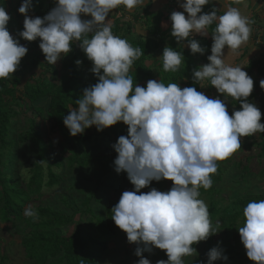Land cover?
Masks as SVG:
<instances>
[{
  "label": "clouds",
  "instance_id": "9594fccd",
  "mask_svg": "<svg viewBox=\"0 0 264 264\" xmlns=\"http://www.w3.org/2000/svg\"><path fill=\"white\" fill-rule=\"evenodd\" d=\"M213 2L180 3L183 12L173 11L170 16L171 36L183 47L186 42L193 55H203L206 50L195 36L206 38L215 24L209 63L194 69L192 79L201 88L209 82L224 100L210 98L196 87L166 86L161 80L150 79L146 87H134L130 69L144 52L113 34L109 16L121 6L128 12L145 6V0H54L55 6L43 18L28 15L31 0L19 8L25 17L19 37L29 42L39 39L47 64L55 66L77 44L92 62L91 72L98 82L83 90L76 107L64 117L71 136L93 126L101 132L121 122L128 127L127 136H120L112 147L117 153L115 171L126 173L134 190L124 191L111 213L128 242L137 245L138 264H151L143 252L151 253L153 248L165 251L168 258L157 264H184L185 257L196 253L193 245L219 232L220 223H211L208 206L199 198L200 189L212 187L217 162L240 149L242 137L264 132L261 111L249 101L253 79L244 67L225 63L226 48L236 52L249 41L252 21L233 6L241 0H215L223 13L216 8L204 12ZM10 19L0 6V80L10 78L28 53L20 39L10 34ZM184 58L183 52L169 46L159 59L163 71L177 72ZM260 88L264 89V80ZM229 100L240 104V110L231 115L226 106ZM162 180L173 183L170 190L141 191ZM24 215L36 217L37 212L29 205ZM243 216L238 232L246 255L254 264H264V199L248 202ZM218 260L226 262L228 257L214 247L208 264Z\"/></svg>",
  "mask_w": 264,
  "mask_h": 264
},
{
  "label": "trees",
  "instance_id": "16d2710c",
  "mask_svg": "<svg viewBox=\"0 0 264 264\" xmlns=\"http://www.w3.org/2000/svg\"><path fill=\"white\" fill-rule=\"evenodd\" d=\"M24 2L25 0H0V6L5 7L11 17L8 24L10 34L20 39V43L28 48L27 55L22 59L14 74L25 68L39 69L41 73L40 75L33 74L23 88H20L22 81L14 74L8 79L0 80V222L13 228L26 226L30 230L27 234L22 231L21 241L25 259L28 262L33 264H101L109 250V241L116 238L122 231L115 225L111 210L119 202L124 191L134 190L127 174H118L115 171L114 160L117 153L112 147L118 142L120 136H127L128 127L121 122L101 132L93 126L81 135L71 136L64 125V117L76 107L75 101L81 98L83 90L98 82L97 77L91 72L92 62L87 59L77 44L73 45L72 51L63 56L55 66L47 64L44 54L39 51V39L29 42L19 37V32L24 30L19 8ZM31 2L30 11L33 18H43L55 6L54 0H31ZM150 8L149 2L132 14L131 21L128 22L121 21L117 15L110 17L113 34L126 39L133 47H139L144 52L139 59L134 61L130 69L134 87L136 84L146 87L147 81L154 79L158 82L161 80L166 86L169 83H177L181 88L196 87L200 92L211 90L213 87L209 82H205L204 89L195 84L192 72L199 66L209 63L207 57L211 55L213 42L211 32L214 31L215 24L209 27V35L206 38L195 36L197 42L206 51L203 55H193L186 47V42L183 47L171 36V13L180 11L176 0L167 5V12H151ZM213 8L220 9L212 3L204 7V12H211ZM220 14H222L221 11ZM84 18L90 19V17ZM137 23H141L147 30V37L131 38L135 36L134 25ZM252 35L253 42L256 43L259 37L257 29L253 30ZM169 46L178 52H183L185 57L177 72L163 71L162 61L159 59L164 48ZM241 49L239 56L225 57V63L236 66L245 59L248 52L245 50L242 53ZM78 60L82 63L77 64ZM246 67L248 74L264 78V59H250ZM258 91L261 92L263 89L260 88V82L257 80L254 82V92L249 99L255 98ZM231 103L235 104V101ZM239 109V105H236L228 111L229 115ZM30 111L32 115L24 118L27 125L26 131L17 133L20 128L14 124L13 118ZM43 124L49 125L62 137L57 145L58 160L54 162L51 161L54 160L53 155L49 154L51 152L49 134L43 129ZM258 134L259 139L247 145V148L258 147L264 158V132H258ZM23 153H26V158L22 162ZM226 161L227 159L217 162L219 167L211 177L212 187L208 190L201 188L200 196H208L211 200L208 209L211 220H218L219 229L226 236L236 239L239 235L238 228L244 223V207L252 200L258 201L263 198L245 199L234 196L230 201V207L223 209V206H219L220 201H215L213 198L222 192L219 187L223 181L222 165ZM53 167L58 169L64 167L68 170L98 168L104 176L116 174L114 178L110 177L106 182L103 178H99L96 186L90 190L86 187L80 189L76 184L70 188L87 192L81 200L84 210L80 211L79 215H87L89 224L85 223L88 227L85 226V229L77 225L70 236L66 234V229L75 221L76 211L68 215L47 206L35 208L36 217L24 215V210L34 198L41 197L45 187L53 188L63 183L62 175L57 173ZM243 170L249 172L248 165H244ZM23 172L28 175L26 179L22 177ZM257 174L264 176V167ZM45 177L48 181L44 183ZM81 180L89 181L85 178ZM159 187L152 182L148 188L141 191L148 192L151 188L158 190ZM104 190H107L106 194L103 193ZM62 203L70 207L67 197H62ZM88 230H92L93 233ZM222 250L228 260L226 262L219 260V264H232L229 255L233 253V250ZM1 259L7 261L6 255L2 253ZM167 259L164 255V260ZM239 264H254V262L245 255Z\"/></svg>",
  "mask_w": 264,
  "mask_h": 264
},
{
  "label": "rangeland",
  "instance_id": "374dc122",
  "mask_svg": "<svg viewBox=\"0 0 264 264\" xmlns=\"http://www.w3.org/2000/svg\"><path fill=\"white\" fill-rule=\"evenodd\" d=\"M172 0H154L155 7L150 8L153 11H163L167 12V3H171ZM263 1L264 0H260ZM145 1V4H149ZM151 4V3H150ZM264 6V4H263ZM261 7V9L263 8ZM141 8L137 7L133 9L131 12L126 11L123 6L120 9L113 10L110 14L109 19L111 20V16L117 15L121 18V21L128 22L131 21V15L136 13V11ZM264 10V9H263ZM51 11V10H50ZM49 11V12H50ZM28 15L33 17L31 11L29 10ZM22 22L24 23V15L21 14ZM260 20H257L260 23L259 33L262 34L264 32V14H260ZM85 19L84 17H82ZM263 20V21H262ZM112 22V20H111ZM135 27V36H131V38L135 39L137 36L139 37H147V30L142 26L141 23H137L134 25ZM261 31V32H260ZM264 35V34H262ZM261 37V36H260ZM260 43L256 46H260L263 42L262 39H259ZM39 51L42 50L39 48ZM260 52H255V56L259 55ZM34 53V52H33ZM231 52L225 54V57L230 55ZM264 55V54H261ZM252 57V56H251ZM247 62L248 59H243L240 61L239 64H235L236 66L244 67L243 70L247 72ZM40 75L41 71L39 69H30L25 68L22 71L14 74L17 76L21 81L22 84L20 88H23L25 83L31 79L33 74ZM248 73V72H247ZM253 81H261L264 80L263 77H256L255 75L248 74ZM206 87V86H205ZM204 89V88H203ZM204 94L210 98H217L220 94L217 92L215 88H212L209 91H203ZM254 92V90H253ZM223 98V99H222ZM250 98V97H249ZM221 100H224L223 96H220ZM250 102L254 103L259 110L261 111V123H264V89L263 91L259 92L255 98L249 99ZM236 105L240 104L235 101V104H232L231 101H227L226 106L228 111L234 108ZM42 108V106H39ZM240 110V109H239ZM32 112H28L25 115H21L20 117L13 118L14 124L19 126L20 130L17 131H26V120L24 118L30 117ZM24 120V121H23ZM25 123V124H24ZM25 125V126H23ZM43 129L49 134V139L51 141V152L50 155H53L54 162L56 159L58 160V155L56 154L58 150V143L62 140V137L59 132L53 131L51 127L47 124H43ZM259 139V134L256 133L252 137H242L241 138V148L238 149L230 158L227 159L226 163L222 165L223 169V181L220 184V189L222 192L220 194H216L214 196L215 201H220L219 206H223V209H226L231 206L230 201L234 196H240L245 199H251L256 197H262L264 199V176H259V173L264 167V158L261 155V151L258 147H254L253 149L247 148V145L257 141ZM23 149V147H22ZM251 159L249 160V158ZM26 158V153L22 154L21 161L23 162ZM240 162V164H238ZM239 165V166H238ZM248 165L249 172L243 170V166ZM54 170L62 175L63 183L59 186H55L53 188L45 187L44 192L42 193L40 198H34L29 205L33 206V208L38 207H52L57 211H63L68 215H72L74 211H76L77 216L75 217V221L69 228L66 229V234L70 236L74 233L75 228L77 225H81L84 229L88 224L87 215H79L80 211L84 210L82 206L81 200L84 199L87 192L80 190L77 191L75 189L71 190L74 184L79 185L80 189L82 187H86L87 189H92L96 186L97 180L99 178H103V181L106 182L108 178H114L116 175L115 173L111 175L104 176L103 173L98 168H91L87 170H78V168L74 169H58L53 167ZM22 169V168H21ZM20 169V171H21ZM23 170V169H22ZM252 171V172H250ZM23 178H27V173H22ZM82 178L89 179V181L84 182L81 180ZM48 179L45 177L44 183L47 182ZM153 184L159 185V191H168L173 186L171 181L162 180L160 182L153 181ZM122 185V184H121ZM106 187V186H105ZM121 187V186H120ZM106 189V188H105ZM145 192V191H143ZM103 193H107V190H104ZM62 197H67L70 207H67L62 203ZM200 199L204 200L208 206L210 207V198L208 196H200ZM71 208V210H70ZM211 220V218H210ZM218 221V220H217ZM217 221L211 220V223L215 225ZM89 225V224H88ZM22 231L26 234L29 233V229L26 226L22 228H13L8 226L7 224H2L0 222V264H33L28 262L25 259V255L23 253V248L21 246V241L23 238ZM90 233H93L92 230H88ZM109 250L104 256L101 264H138L140 257L135 255L137 245L133 243H129L127 240V234L123 231L119 232L116 238L112 239L108 243ZM142 247V246H141ZM196 248V253L192 256L184 258V264H208V253L214 247H219L221 249L233 250V253L229 255L232 259V264H239L242 258L246 255V249L241 242L240 235L236 237V239L232 237H228L219 229V232L215 235L210 236L207 241H201L199 244L193 245ZM2 253L6 255L7 261H3L1 259ZM164 255H166L165 251L153 248L151 253L145 251L143 252L144 258L150 260L151 264H157V261L164 260ZM167 256V255H166ZM214 264H219V260L214 262Z\"/></svg>",
  "mask_w": 264,
  "mask_h": 264
},
{
  "label": "crops",
  "instance_id": "0c3cea01",
  "mask_svg": "<svg viewBox=\"0 0 264 264\" xmlns=\"http://www.w3.org/2000/svg\"><path fill=\"white\" fill-rule=\"evenodd\" d=\"M147 2V0H145ZM154 0H149V2L151 3V8L152 7H155V3L153 2ZM174 0H172L171 2H173ZM148 2V3H149ZM183 0H176V3L178 5V9L180 11H183V9L180 7V3H182ZM147 4V3H146ZM145 4V5H146ZM171 3H167V5H170ZM213 4H216L219 8H220V11L223 13L224 9L222 8V5L218 4V3H215V0L213 2ZM263 1H260V0H241V3L238 4V5H233V6H236V7H239L240 10H241V13L242 15H245L247 16L251 21H252V24H251V28H252V33H253V30L254 29H257V33H259V27H260V23H258V21H256L257 19L260 20V14H264V6H263ZM263 6V8L261 9V7ZM143 7V6H142ZM151 12H159L160 10L158 11H153V10H150ZM257 18V19H256ZM263 21V20H262ZM264 23V22H262ZM255 26V27H254ZM261 32V31H260ZM251 33V36H250V39L247 43H245L244 45L241 46V50H243L242 53H244L245 50H247V55L245 56V59H248V61L250 59H264V55H261V54H264V32L262 34L259 35V37L257 38V41L256 43L253 42V35ZM261 36V37H260ZM212 39V37H211ZM259 39H262L263 42L261 43V45L258 47L256 46L257 44H259L260 40ZM213 41V40H212ZM213 43V42H212ZM247 48V49H246ZM259 51H262L260 52L259 55L255 56V52H259ZM239 52H240V49H238L236 52H231L230 53V56L234 55V57L237 55L239 56ZM228 53V49L226 48L225 49V54ZM252 56V57H251ZM235 65V64H234Z\"/></svg>",
  "mask_w": 264,
  "mask_h": 264
}]
</instances>
